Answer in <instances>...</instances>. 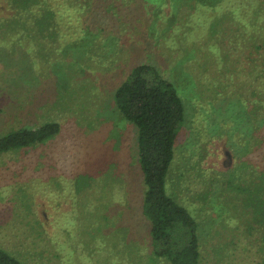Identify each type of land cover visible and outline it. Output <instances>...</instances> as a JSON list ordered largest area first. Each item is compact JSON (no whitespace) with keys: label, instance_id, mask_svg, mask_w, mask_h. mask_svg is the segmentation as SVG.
<instances>
[{"label":"rangeland","instance_id":"374dc122","mask_svg":"<svg viewBox=\"0 0 264 264\" xmlns=\"http://www.w3.org/2000/svg\"><path fill=\"white\" fill-rule=\"evenodd\" d=\"M37 7L50 12L28 45L0 42V138L45 122L60 132L0 157V249L22 264H169L142 213L136 128L114 102L147 64L184 107L166 191L196 221L199 264H264V230L227 185L263 179L249 170L264 167V0Z\"/></svg>","mask_w":264,"mask_h":264},{"label":"trees","instance_id":"16d2710c","mask_svg":"<svg viewBox=\"0 0 264 264\" xmlns=\"http://www.w3.org/2000/svg\"><path fill=\"white\" fill-rule=\"evenodd\" d=\"M37 3L38 0H18L7 8L0 6V42L9 49L15 50L22 43L28 45L23 38L37 36L34 32L41 23L40 19L50 12L47 7L38 10ZM34 9L38 10V15ZM260 44L264 53V32ZM114 102L123 118L136 128L137 161L144 185L142 213L150 226L154 256L169 264H199L196 221L166 191L177 136L184 122V107L175 87L153 66L141 64L131 69L115 90ZM59 132L60 125L55 122L10 130L0 138V157L44 144ZM249 171L256 175L260 173L263 178L258 190L243 189L232 181L227 185L236 203L250 213L252 224L264 230V199L260 191L263 189L264 167L259 169L260 172ZM0 264L22 263L0 249Z\"/></svg>","mask_w":264,"mask_h":264}]
</instances>
